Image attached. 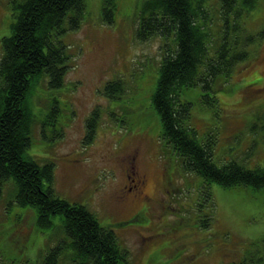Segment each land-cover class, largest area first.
<instances>
[{
	"label": "rangeland",
	"instance_id": "rangeland-1",
	"mask_svg": "<svg viewBox=\"0 0 264 264\" xmlns=\"http://www.w3.org/2000/svg\"><path fill=\"white\" fill-rule=\"evenodd\" d=\"M144 1L85 0L80 27L61 37L72 56L62 86L50 87L45 77L31 89L35 122L27 152L38 162H53L52 188L58 196L86 205L102 224L112 225L127 250V264L239 262L252 241L264 236V189L211 183L214 205L206 206L204 200L196 204L200 177L183 172L173 154L158 144L160 120L151 93L161 47L174 42L173 36L136 37ZM254 1V8L242 14L250 32L264 27V0ZM105 4L115 8L110 23L103 20ZM202 5L211 32L218 35L220 0H203ZM14 19L11 0H0V39L10 33ZM258 40L230 79L216 82L217 107L201 102L199 88L182 95L192 103L189 125L198 137L214 133L212 159L218 165L232 159L245 167L264 166V36ZM1 51L0 42V57ZM114 79L124 83L125 93L117 101L100 92ZM95 107L100 110L95 138L83 144L85 120ZM49 108L53 112L46 118ZM127 154L135 156V170L144 178L142 194L134 200L118 196L126 183L122 158ZM11 183L0 187V226L13 224L19 235L33 240L37 231L39 244L64 239L58 218L50 229L37 230L32 209L11 203ZM204 215L207 226L200 225Z\"/></svg>",
	"mask_w": 264,
	"mask_h": 264
},
{
	"label": "trees",
	"instance_id": "trees-1",
	"mask_svg": "<svg viewBox=\"0 0 264 264\" xmlns=\"http://www.w3.org/2000/svg\"><path fill=\"white\" fill-rule=\"evenodd\" d=\"M202 1L145 0L135 23V35L139 40L173 36L172 46L161 47L151 93L160 120L158 144L164 152L173 154L183 172L200 177L197 194L201 199L196 204L204 200L212 207L211 183L264 189V166L245 167L232 159L216 164L212 159L214 133L198 137L197 130L189 125L192 103L182 100V95L199 88L201 102L217 107L216 82H226L235 67L248 60L250 46L264 36V27L250 32L242 21L243 12L254 8V0H220L218 35L213 34ZM11 2L15 19L10 33L0 39V187L12 180L11 203L32 209L37 230L55 226V217L60 221L58 226L63 228L65 238L52 244L47 255L51 264H127V250L120 246L112 225L102 224L86 205L58 196L52 188L53 162H38L27 152L35 122L29 100L31 89L45 77L50 87L62 86L72 56L61 37L67 30L80 27L85 0ZM112 7L105 4L102 8L105 22L113 21ZM123 90V81L114 79L100 92L117 101ZM51 112L49 108L46 118ZM99 113L95 107L85 120L83 144L93 142ZM46 118L44 121H48ZM128 124L136 126L133 120ZM166 165L163 163L164 176ZM206 220V215L202 216L200 225L207 226ZM11 228L18 230L13 224ZM23 241L30 243L32 238ZM250 249L242 260L231 264H264V236L252 241Z\"/></svg>",
	"mask_w": 264,
	"mask_h": 264
},
{
	"label": "flooded vegetation",
	"instance_id": "flooded-vegetation-1",
	"mask_svg": "<svg viewBox=\"0 0 264 264\" xmlns=\"http://www.w3.org/2000/svg\"><path fill=\"white\" fill-rule=\"evenodd\" d=\"M134 155L127 154L122 158L124 166V174L126 178L125 185L121 188L118 196L121 198L134 199L142 194L143 176H140L134 167ZM134 168V169H133ZM132 173L134 175H132ZM144 186V185H143ZM124 192V193H123ZM10 227L4 229L0 226V264H51L50 257L47 255L51 251L52 244L50 242L38 243L39 232L36 231V240L27 243L23 241L27 236L19 235V230ZM23 238L21 242L14 243V239ZM31 238V237H30ZM16 241V240H15ZM35 241V242H34ZM46 243V244H45ZM45 244V245H44ZM62 255H60V258Z\"/></svg>",
	"mask_w": 264,
	"mask_h": 264
}]
</instances>
